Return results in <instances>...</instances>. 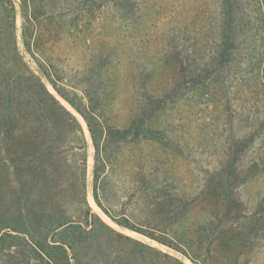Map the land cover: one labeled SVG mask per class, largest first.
<instances>
[{"label": "rangeland", "instance_id": "374dc122", "mask_svg": "<svg viewBox=\"0 0 264 264\" xmlns=\"http://www.w3.org/2000/svg\"><path fill=\"white\" fill-rule=\"evenodd\" d=\"M27 2L0 0V264H52L30 251L55 254L64 221L88 230L72 264H264V0ZM39 61L96 113L110 215Z\"/></svg>", "mask_w": 264, "mask_h": 264}, {"label": "trees", "instance_id": "16d2710c", "mask_svg": "<svg viewBox=\"0 0 264 264\" xmlns=\"http://www.w3.org/2000/svg\"><path fill=\"white\" fill-rule=\"evenodd\" d=\"M22 1H23V3H26V4L28 3L27 0H22ZM27 22H28V20H27ZM32 27H33L32 24H30V23L26 24L25 23V31H24L23 41H24V44L27 48V51L29 53H31V55L33 57H36L37 53H36V50L33 48L32 37L27 35L29 33V31H31ZM227 39H228V37L226 35H224L223 36V42H224L223 46H225V42L227 41ZM227 53L228 52L226 51V49H222L219 52L218 56L221 58L222 56L226 55ZM38 64H39L41 72H43L45 74V76L51 82L54 89L62 97H64L86 120V123H87L89 131H90V135H91L92 140H93V144H94L95 149H96V154H95L96 165H95V169H94V197H95L97 203L102 206V203L100 201V196L98 193L101 174H100V166L98 163V156H99V152H100L99 136L97 135V130L94 127V118L96 117V113L94 114L93 111L86 109L85 106L83 107L80 104L76 103L70 96H68L62 90V87L59 86L57 79L54 78L53 70L45 67L44 63H42L40 61ZM47 65H51V64H47ZM31 75H33V74L25 73L22 79H20L19 77H15V78L11 79L7 89L14 90V89L19 88V87L21 88V86L27 87L30 84V78L32 77ZM48 93L54 99H56V101H58L57 98L55 97V95L53 93H51L49 90H48ZM62 107H63V105H62ZM64 109H65V107H64ZM65 110H66L65 113L70 116V118L72 119L74 124H76L79 128L83 129L81 121L79 120V118L74 113L67 110V108ZM102 207H103V210L107 214H109L108 210H106V208H104V206H102ZM113 219L124 227L131 228L135 231L142 232V233L146 234L147 236L151 237L152 239H155V240H157L163 244H166L169 247H172L178 251H182L183 253H186L185 250H183L178 244H176L173 240H171L167 237H162V236L156 235L155 233L148 232V231L143 230L141 228H137L136 226L131 225L129 220H125V222H123L121 220H117L116 218H113ZM63 226L66 227L65 230L58 232L60 237H61V240L57 244H54V246H50L53 249L57 250L56 252H54L55 254H53V252L51 253L49 251V249L47 247H45L44 244H41V243H38L36 246H34L32 248V250L30 251V253L31 254L37 253L42 258H44L45 256H48V257H50L52 264H72V258L74 256V253L73 254L70 253L69 249L74 250L75 246L78 243L85 241V239H87V231L88 230L83 228L82 225H78V226L74 227V226H72L71 222H66V221L60 222L58 224V228L63 227ZM67 238L72 239L71 244H70L69 240H67ZM74 244H75V246H74Z\"/></svg>", "mask_w": 264, "mask_h": 264}]
</instances>
